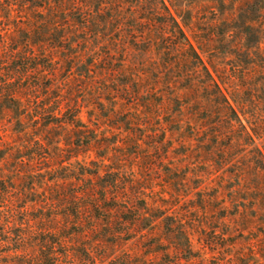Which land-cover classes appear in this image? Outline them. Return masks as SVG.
<instances>
[{"label": "trees", "instance_id": "1", "mask_svg": "<svg viewBox=\"0 0 264 264\" xmlns=\"http://www.w3.org/2000/svg\"><path fill=\"white\" fill-rule=\"evenodd\" d=\"M186 45L194 50L164 0H0V116L24 121L36 94L46 92L34 122L52 115L50 122L69 127L74 149H98L100 158L78 162L69 212L50 224L41 219L38 252L16 254V264H77L81 246L89 255L99 247L101 261L118 264L113 255L130 240L163 247L158 219L171 220L166 233L175 250L190 254L194 232L216 264H242L243 252L232 253L235 238L254 231L260 217L247 213V176L256 168L264 181V156L256 148L262 162L239 165L231 145H254V137L195 50L197 61L171 58ZM46 60L49 70L42 66ZM62 67L68 81L80 83L87 104L67 102L57 80ZM181 68L191 74L175 73ZM48 92H56L53 103ZM5 101L14 103L16 115H7ZM84 107H90L88 122ZM236 123L243 138H235ZM133 154L151 163L140 178L123 168ZM157 157L164 162L162 193L169 198L155 200L148 172ZM231 206L243 222L229 232ZM25 235L16 242L24 243ZM250 240V255L264 257V230Z\"/></svg>", "mask_w": 264, "mask_h": 264}, {"label": "rangeland", "instance_id": "2", "mask_svg": "<svg viewBox=\"0 0 264 264\" xmlns=\"http://www.w3.org/2000/svg\"><path fill=\"white\" fill-rule=\"evenodd\" d=\"M164 2L199 58L207 65L226 93L242 123L254 137V145L240 146L236 142L230 143L231 152L240 158L241 166L244 163L246 165L251 163L254 166L255 162L260 164L262 160L256 148H259L264 156V0H164ZM15 34L17 37L21 35L19 32ZM178 36L181 37L179 40L186 42L180 32ZM194 50L186 45L183 49H178L171 58L179 60L189 57L197 61ZM42 66L43 69L49 70L52 63L46 60ZM189 69H177L175 73L186 76L188 73L191 74ZM57 80L63 83L62 86L67 92V102L73 103L78 100L83 105L87 104V100L83 99L78 91L80 83L74 79L68 81L66 68L62 67ZM44 81L49 84L48 77H45ZM48 93L53 103L56 92ZM46 94V92L36 94L39 97L33 99L30 114L25 116L22 122L0 116V264H16L19 258L15 256H18L16 255L18 253L38 252L39 234L36 230L42 226L41 219L50 224L55 219L63 220L65 214L69 212L67 206L72 194V170H77L78 162L82 160L90 162L92 159H100L97 157L98 149L90 151L84 148L74 149L69 127L50 122L52 115H46L39 123L34 122L32 116L37 112V105H41L40 98ZM4 104L9 110L7 115H16L17 109L13 102L5 101ZM89 108L84 107L82 112L83 120L86 122L89 120L87 112ZM229 111L236 120L234 112ZM235 129L237 132L235 138H243L242 127L238 123ZM106 134L114 140L111 132L107 130ZM106 153L111 156L109 151ZM136 156L133 154L127 157L123 168L129 173L134 172L135 176L140 178L145 174V166H150L151 163L148 158L144 160L142 156ZM187 162L189 161H182L183 164ZM163 168L162 157H157L148 172L155 200L160 195L169 198V195L162 193ZM200 170L203 169L197 168L195 172ZM247 177V184L252 187L247 213L249 215L260 213L258 215L260 217L254 231H243L244 235L236 236L237 244L232 253L236 250L243 252L242 264H264V257L261 254L252 257L246 247L250 238L257 237L264 230V225H261L264 220V181L256 168H253ZM6 191L8 196L4 200ZM191 199L195 201L196 196L191 195ZM231 212L234 215H231L229 232L232 226L239 227L243 222L241 217L237 215L235 217L236 208L233 206ZM162 220L157 221L156 233L164 239L163 247L150 249L146 245L148 244L146 240H130L114 253L113 256L118 257L117 263L124 264L128 260L130 264H216L213 253L199 243L198 233L193 232L191 235L193 245L190 254L175 250L173 246L176 244L173 243L175 240L170 239L166 233L171 220H167L169 223ZM22 233L26 235L24 243L20 244L16 240ZM157 239L148 238L147 242H158ZM169 248L171 252L167 253ZM16 250L19 251L15 252ZM125 250L130 251L128 256ZM112 252H108L105 257ZM75 258L77 264L108 262L101 261L99 247L89 255L81 246Z\"/></svg>", "mask_w": 264, "mask_h": 264}]
</instances>
